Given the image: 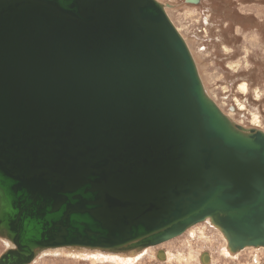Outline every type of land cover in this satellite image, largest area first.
<instances>
[{"label": "water", "instance_id": "water-1", "mask_svg": "<svg viewBox=\"0 0 264 264\" xmlns=\"http://www.w3.org/2000/svg\"><path fill=\"white\" fill-rule=\"evenodd\" d=\"M207 220L233 250L264 247V131L206 93L165 5L0 0V264Z\"/></svg>", "mask_w": 264, "mask_h": 264}, {"label": "rangeland", "instance_id": "rangeland-1", "mask_svg": "<svg viewBox=\"0 0 264 264\" xmlns=\"http://www.w3.org/2000/svg\"><path fill=\"white\" fill-rule=\"evenodd\" d=\"M157 1L184 38L206 93L235 123L264 131V0ZM10 246L0 238V255ZM226 246L224 234L204 221L127 260L121 252L64 246L41 251L29 264H264V247L227 255ZM207 253L211 258L203 263Z\"/></svg>", "mask_w": 264, "mask_h": 264}, {"label": "bare ground", "instance_id": "bare-ground-1", "mask_svg": "<svg viewBox=\"0 0 264 264\" xmlns=\"http://www.w3.org/2000/svg\"><path fill=\"white\" fill-rule=\"evenodd\" d=\"M239 89H240V91L242 92V93H245L246 91H247V87H246V85H245V83H240L239 84ZM254 121L256 122L257 121V116H254ZM208 225H210V226H213V227H215L217 230L219 229V228H217L216 226H214L213 224H211L210 223V221L209 220H207V221H205ZM197 224V223H196ZM193 225H195V224H193ZM193 225H191V226H193ZM191 226H189V227H191ZM188 227V228H189ZM187 230V229H186ZM185 231V230H184ZM183 231V232H184ZM182 232V233H183ZM181 233V234H182ZM181 234H179V235H181ZM178 235V236H179ZM177 237V236H176ZM223 237V236H222ZM170 239H172V238H170ZM169 239V240H170ZM5 240V239H4ZM166 241H168V240H166ZM5 242L8 244V245H10L11 243L10 242H8L7 240H5ZM165 242V241H164ZM163 243V242H162ZM226 245V244H225ZM11 246H13L12 244H11ZM10 246V247H11ZM64 247V246H63ZM229 247V246H228ZM227 246H226V248L224 249V252H225V254H231V250L233 251V249H231L230 247L228 248ZM68 248H70V247H68ZM146 248V247H145ZM255 248H259V247H255ZM72 249V248H71ZM97 249H99V248H97ZM109 252H115V251H110V250H108ZM107 251V252H108ZM136 251H138V250H133L132 252H121L120 253V259H122V258H124L125 260H127L128 258H129V255L128 254H133V255H136V254H138L139 252H136ZM238 251H240V250H238ZM96 252V251H95ZM99 252H100V249H99ZM104 252V251H103ZM106 252V251H105ZM65 253V252H64ZM236 253V252H235ZM108 254V253H107ZM74 255V254H73ZM72 255V256H73ZM165 255V254H164ZM226 255V256H227ZM167 256V255H166ZM86 257V256H85ZM156 257L157 258H160V259H162V258H164V257H162L161 255H160V252H158L157 253V255H156ZM228 257H230V256H228ZM210 258H211V254H209V253H207L206 255H204L203 257H202V262L203 263H206V262H208L209 260H210ZM232 258V257H231ZM207 259V260H206Z\"/></svg>", "mask_w": 264, "mask_h": 264}, {"label": "flooded vegetation", "instance_id": "flooded-vegetation-1", "mask_svg": "<svg viewBox=\"0 0 264 264\" xmlns=\"http://www.w3.org/2000/svg\"><path fill=\"white\" fill-rule=\"evenodd\" d=\"M175 238V237H174ZM246 248V247H245ZM260 248H263V247H260ZM242 249H244V248H242ZM160 252L162 253V252H164V250H160ZM207 260V259H206Z\"/></svg>", "mask_w": 264, "mask_h": 264}]
</instances>
